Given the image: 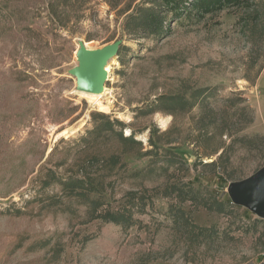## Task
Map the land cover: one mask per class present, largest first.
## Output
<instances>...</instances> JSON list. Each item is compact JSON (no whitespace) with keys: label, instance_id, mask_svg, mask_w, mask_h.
Here are the masks:
<instances>
[{"label":"rangeland","instance_id":"rangeland-1","mask_svg":"<svg viewBox=\"0 0 264 264\" xmlns=\"http://www.w3.org/2000/svg\"><path fill=\"white\" fill-rule=\"evenodd\" d=\"M187 2L0 0V264H264L228 192L264 167V0ZM87 42L121 43L111 113L75 92Z\"/></svg>","mask_w":264,"mask_h":264},{"label":"water","instance_id":"water-1","mask_svg":"<svg viewBox=\"0 0 264 264\" xmlns=\"http://www.w3.org/2000/svg\"><path fill=\"white\" fill-rule=\"evenodd\" d=\"M120 46V42L102 48L81 44L77 52L80 65L74 71L77 91L101 93L104 90L108 79L106 67L118 57ZM228 192L235 204L245 206L264 219V167L246 179L230 183Z\"/></svg>","mask_w":264,"mask_h":264},{"label":"trees","instance_id":"trees-1","mask_svg":"<svg viewBox=\"0 0 264 264\" xmlns=\"http://www.w3.org/2000/svg\"><path fill=\"white\" fill-rule=\"evenodd\" d=\"M187 1L188 0H164L166 6L171 7V9L174 10L176 14H179L181 11H183V9H186L187 7L186 5L188 4ZM241 1H245V0H194V2H192L191 4H192V8L194 7L199 8L202 12H207L213 10L214 8L220 7L225 3H233V4L235 3L237 5H240ZM153 19L154 21H156V23L154 24L155 25L154 31H156L157 33L162 32L164 29L163 19L161 20L158 17H154ZM82 183L86 187V189L84 190L88 192L86 181L85 182L82 181ZM72 187H79V185L75 186V182H73ZM86 192H83L82 194H86ZM142 205L144 206L143 197H139L138 202L133 204L134 207L136 206L140 207ZM128 211L124 208L123 209L120 208L117 211L106 210L105 212H102L99 217H101L106 223L114 222L118 225H123L125 227H128L132 225V219Z\"/></svg>","mask_w":264,"mask_h":264},{"label":"bare ground","instance_id":"bare-ground-1","mask_svg":"<svg viewBox=\"0 0 264 264\" xmlns=\"http://www.w3.org/2000/svg\"><path fill=\"white\" fill-rule=\"evenodd\" d=\"M88 47H91V43H86ZM117 65L116 58H114L106 67L108 71V77L110 78L114 72L115 66ZM75 92L80 96V98L86 99L89 104L96 110L111 113L112 112V102L105 99L106 90L103 93H89L84 91ZM122 117V115H121ZM67 133V132H66Z\"/></svg>","mask_w":264,"mask_h":264}]
</instances>
